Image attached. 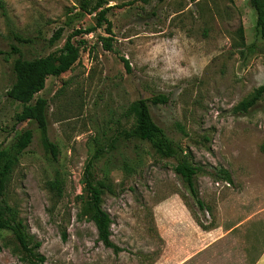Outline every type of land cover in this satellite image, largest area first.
Masks as SVG:
<instances>
[{
  "label": "rangeland",
  "instance_id": "rangeland-1",
  "mask_svg": "<svg viewBox=\"0 0 264 264\" xmlns=\"http://www.w3.org/2000/svg\"><path fill=\"white\" fill-rule=\"evenodd\" d=\"M76 1L2 0L0 51L12 41L26 58L45 55L63 43L70 27L92 26L93 14H84L47 42ZM125 1L106 0L113 5L106 17L114 51L98 41L105 36L103 26L72 37L83 40L78 60L59 76H47L35 95L47 100L46 134L56 146L55 157L42 147L33 121L12 126L21 105L5 95L12 57L0 54V144H11L23 129L32 131L9 175L4 200L40 242L42 264H254L264 251V94L246 112L232 108L264 82V39L255 33V12L247 0L117 5ZM239 25L244 44H254L249 49L240 43ZM155 93L168 101L148 104L153 121L191 163L204 172L224 168L230 181L196 174L204 205L199 210L172 171L173 159L157 157L135 139L117 141L108 154L113 167L106 165L109 186L101 195V208L111 218L110 240L121 249L114 254L96 240L75 196L81 193L93 142H106L128 127L127 105ZM105 158L93 168L98 178ZM121 162L132 171L121 168ZM55 175L63 192L48 212L44 183ZM179 209L192 223L184 227L177 219L176 231ZM199 230L206 233L201 236ZM210 231L215 240L207 245ZM15 250L11 234L1 231L0 264H23Z\"/></svg>",
  "mask_w": 264,
  "mask_h": 264
},
{
  "label": "trees",
  "instance_id": "trees-1",
  "mask_svg": "<svg viewBox=\"0 0 264 264\" xmlns=\"http://www.w3.org/2000/svg\"><path fill=\"white\" fill-rule=\"evenodd\" d=\"M136 1L146 4L150 0H127L117 5H128ZM247 2L255 12V33L261 39H264V0H247ZM111 7L113 5H107L106 0H77L75 6L66 9L62 25L51 33L47 42L52 43L57 40L64 26H69L74 19H81L84 14H93L94 24L83 28L79 26L70 27V32L66 35L63 43L45 55L26 58L23 56L21 48L12 41L7 42V49L0 51V54L12 57L10 63L12 78L5 89V95L21 105L20 110L13 115L12 126L23 121H33L39 130L42 147L52 157H55L56 146L48 139L46 134L47 100L44 97L35 95L44 87L47 76H59L78 60L79 48L82 46L83 40L79 39L74 42L72 37L87 34L95 28L103 26L105 36L99 35L98 41L105 50L114 51L112 48L111 22L106 17V13ZM0 9L5 16L2 0H0ZM74 9L77 10L72 12ZM9 31L14 37L16 36L11 29ZM237 31L241 45L248 49L251 48L254 45L253 42L250 44H244L243 42L242 26L239 25ZM8 36L7 38H9ZM119 59L122 61L124 68L129 71L127 61L121 56ZM263 94L264 82L253 88L246 97L239 100L232 110L246 112ZM167 101L168 96L163 93H155L148 98L138 97L131 101L124 111V115L130 118L129 126L118 130L116 135L110 140H106V142L95 140L93 149L84 163L81 193L75 197L80 202L82 214L86 215V218L95 229L96 240L105 248H110L114 254H117L121 249L110 240L111 218L101 208V195L103 190L109 186L106 182L108 170L106 165L113 167L114 162L108 158V154L115 148L117 141L135 139L146 144L157 157L173 159L172 171L181 179L183 187L199 210H202L204 205L197 195L194 180L196 174L209 173L214 179L225 182L230 181L229 173L224 168L218 167L210 169L209 172H204L201 166L191 163L187 158V152L170 139L162 128L153 121L148 104H165ZM31 137L32 131L26 128L20 132L11 144L7 146L0 144V232L6 231L11 234L16 244V250L13 253L21 263L42 264L44 256L38 251L40 242L34 239L31 234H28L21 219L17 216L15 208L9 206L4 200L9 175L24 149L30 143ZM105 156L104 166L101 169L102 176L98 178L93 175V168H95L96 162ZM120 167L126 172L132 171V168L126 162H121ZM44 185L49 192L51 203L47 211L51 212L62 196L63 185L57 175L47 179ZM198 225L200 224L198 223ZM60 238L65 239V232L61 231Z\"/></svg>",
  "mask_w": 264,
  "mask_h": 264
},
{
  "label": "crops",
  "instance_id": "crops-1",
  "mask_svg": "<svg viewBox=\"0 0 264 264\" xmlns=\"http://www.w3.org/2000/svg\"><path fill=\"white\" fill-rule=\"evenodd\" d=\"M178 210V209H177ZM177 219H181L182 221H183V225H184V227L187 225L188 227H189V224L190 223H192L189 219H190V217L189 216H187V214L185 215V213L181 210V209H179V211H177L176 212V214L174 215V229L176 230V231H178V225L179 224H177L175 221L177 220ZM186 226V227H187ZM200 231V230H199ZM185 233V232H184ZM183 233V234H184ZM204 233H206V232H202V231H200L199 232V235H201V236H203V234ZM212 237H211V239H210V242H208V244L207 245H209L213 240H215V239H213L214 237H213V232L212 231H210V232H208ZM177 235V234H176ZM206 236H207V234H206ZM176 236H174V238H175ZM175 240V239H174ZM254 264H264V251L259 255V257H258V259L255 261V263Z\"/></svg>",
  "mask_w": 264,
  "mask_h": 264
}]
</instances>
